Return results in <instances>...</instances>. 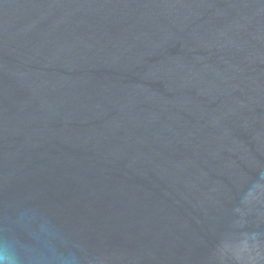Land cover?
Here are the masks:
<instances>
[{
  "label": "water",
  "instance_id": "obj_1",
  "mask_svg": "<svg viewBox=\"0 0 264 264\" xmlns=\"http://www.w3.org/2000/svg\"><path fill=\"white\" fill-rule=\"evenodd\" d=\"M4 264H264V0H0Z\"/></svg>",
  "mask_w": 264,
  "mask_h": 264
},
{
  "label": "clouds",
  "instance_id": "obj_2",
  "mask_svg": "<svg viewBox=\"0 0 264 264\" xmlns=\"http://www.w3.org/2000/svg\"><path fill=\"white\" fill-rule=\"evenodd\" d=\"M0 264H4V258L0 257Z\"/></svg>",
  "mask_w": 264,
  "mask_h": 264
}]
</instances>
